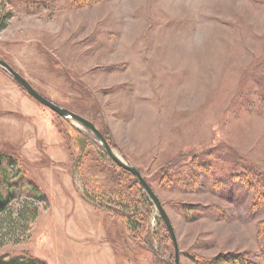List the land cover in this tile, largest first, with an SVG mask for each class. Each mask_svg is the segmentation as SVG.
Wrapping results in <instances>:
<instances>
[{
  "label": "rangeland",
  "instance_id": "1",
  "mask_svg": "<svg viewBox=\"0 0 264 264\" xmlns=\"http://www.w3.org/2000/svg\"><path fill=\"white\" fill-rule=\"evenodd\" d=\"M0 24V58L141 172L180 264H264V0H0ZM0 153L43 196L0 255L174 264L136 179L2 69Z\"/></svg>",
  "mask_w": 264,
  "mask_h": 264
},
{
  "label": "water",
  "instance_id": "2",
  "mask_svg": "<svg viewBox=\"0 0 264 264\" xmlns=\"http://www.w3.org/2000/svg\"><path fill=\"white\" fill-rule=\"evenodd\" d=\"M0 68L10 77L12 80L15 81L16 84L30 97L34 100L39 102L41 105L47 107L48 109L52 110L60 117L74 121L75 123L81 125L85 128L96 140V142L101 147L102 151L119 167L124 169L125 171L131 173L135 179L137 180L138 184L140 185L142 191L145 193L147 198L151 201L152 205L155 207L156 211L158 212L159 217L161 218L162 222L166 226L168 234L171 239L172 248H173V259L174 264H180L179 260V248L178 242L176 238L175 231L171 224L170 218L165 211L164 207L162 206L159 198L151 188V186L146 182L144 177L142 176L141 172L131 163L127 162L123 157H121L117 152L113 150L111 145L109 144V139L106 138L100 130L95 126V124L90 121L89 119L83 117L80 114H77L70 109H67L54 101L48 99L41 93H39L21 74H19L13 67H11L5 60L0 58ZM171 253V254H172ZM170 254V255H171Z\"/></svg>",
  "mask_w": 264,
  "mask_h": 264
},
{
  "label": "trees",
  "instance_id": "3",
  "mask_svg": "<svg viewBox=\"0 0 264 264\" xmlns=\"http://www.w3.org/2000/svg\"><path fill=\"white\" fill-rule=\"evenodd\" d=\"M3 27L4 25L0 24V29ZM109 144L111 145L110 141ZM11 162H13V159L10 155L6 153H0V230L4 229L10 231L19 229V227L21 225L24 226L25 223L26 225L24 226V230H27L29 227L28 225L35 219L38 212L35 203H39V201L43 199V196L40 194V192H38V190H36L37 188L35 189L33 187L28 189L24 195L25 198L21 199V195L23 194L22 191H20L22 178L19 177L15 182H10L8 174L6 173L5 168L7 164ZM133 178L135 180L134 176ZM135 182H137V180H135ZM28 184L32 185L30 182ZM15 198H17L15 201L17 204H14L15 202L13 200ZM140 202L143 205L149 204V200L144 195L141 196ZM137 206L138 204H136L135 208H137ZM165 230L168 234L166 226ZM168 237L170 239L169 234ZM0 264H46V262L35 256L21 253L12 256L6 254L0 255Z\"/></svg>",
  "mask_w": 264,
  "mask_h": 264
},
{
  "label": "crops",
  "instance_id": "4",
  "mask_svg": "<svg viewBox=\"0 0 264 264\" xmlns=\"http://www.w3.org/2000/svg\"><path fill=\"white\" fill-rule=\"evenodd\" d=\"M1 69V68H0ZM27 94V93H26ZM28 95V94H27Z\"/></svg>",
  "mask_w": 264,
  "mask_h": 264
}]
</instances>
